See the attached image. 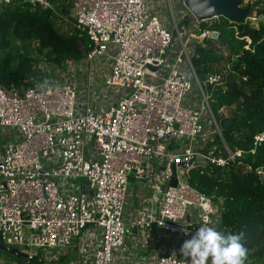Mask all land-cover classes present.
Returning a JSON list of instances; mask_svg holds the SVG:
<instances>
[{
	"label": "built area",
	"instance_id": "2783aa9c",
	"mask_svg": "<svg viewBox=\"0 0 264 264\" xmlns=\"http://www.w3.org/2000/svg\"><path fill=\"white\" fill-rule=\"evenodd\" d=\"M9 5L50 11L58 24L86 33L90 51L63 67L33 44L41 80L0 82V240L25 253V264L76 241L89 244L92 264H128L117 252L141 227L173 242L148 264H188L179 249L205 218L223 232L220 204L190 184V172L232 162L245 173L246 153L264 142L262 132L249 152L229 147L223 126L230 108L216 111L209 93L223 72L202 81L193 65L197 43L218 32L210 29L216 18L189 10L179 26L154 12L151 0H70L69 10L50 0H0V8ZM98 60L107 68L100 83ZM257 173L264 180V167ZM132 178L154 183L161 198L155 212L128 223Z\"/></svg>",
	"mask_w": 264,
	"mask_h": 264
},
{
	"label": "trees",
	"instance_id": "16d2710c",
	"mask_svg": "<svg viewBox=\"0 0 264 264\" xmlns=\"http://www.w3.org/2000/svg\"><path fill=\"white\" fill-rule=\"evenodd\" d=\"M50 1L66 10L71 7L70 0ZM247 1L252 2L255 15L263 17L258 26L216 18L210 29L218 31L220 39L211 37L197 43L192 57L199 76L223 72L220 84L209 91L217 101V109L236 107L231 125L227 129L223 126V134L233 151L245 152L254 147L255 136L264 132V0ZM184 25L188 26L189 22L185 21ZM65 27L42 7H1L0 82L10 87L31 76L41 80V75L33 69V44L37 45L38 55L56 65L64 67L82 61L90 51L87 34L70 24ZM201 28L209 27L202 22ZM244 162L248 167L245 173L232 162L225 167L208 165L194 169L190 172V184L220 204L223 232H244L249 257L262 258L264 180L257 170L264 167V142L256 147L255 154L246 153ZM33 264L44 262L36 259Z\"/></svg>",
	"mask_w": 264,
	"mask_h": 264
},
{
	"label": "crops",
	"instance_id": "0c3cea01",
	"mask_svg": "<svg viewBox=\"0 0 264 264\" xmlns=\"http://www.w3.org/2000/svg\"><path fill=\"white\" fill-rule=\"evenodd\" d=\"M152 10L154 11L153 7ZM163 19L165 22H168V19L165 18V16ZM160 198V195L158 192H156L154 183L137 181L136 179L132 178L126 203V221L131 223L135 220L143 219L148 211L155 212L157 210V205ZM146 236L150 237L149 246L145 245L143 242ZM168 236L170 235L162 231L160 232V235H149L146 229H142L140 227L139 229L134 230L132 235L127 237L126 244L120 251L117 252L118 258L127 262L128 264H136L139 262L148 264V262L150 263L155 258H157L159 254L171 250L173 246L171 239L172 237L170 236V238ZM68 248L69 250L63 248L59 256L55 254L56 259L52 260L49 258L45 260L41 258L39 261H43L44 264L54 261H62L63 264H92V249L88 243L76 241L71 247ZM70 254H72L73 257L67 258V256ZM5 261H7V259H5ZM13 262L20 264L14 260Z\"/></svg>",
	"mask_w": 264,
	"mask_h": 264
},
{
	"label": "clouds",
	"instance_id": "9594fccd",
	"mask_svg": "<svg viewBox=\"0 0 264 264\" xmlns=\"http://www.w3.org/2000/svg\"><path fill=\"white\" fill-rule=\"evenodd\" d=\"M244 240V232H221L209 226L205 218L191 238L183 242L179 252L188 264H245L249 250Z\"/></svg>",
	"mask_w": 264,
	"mask_h": 264
},
{
	"label": "water",
	"instance_id": "95a60500",
	"mask_svg": "<svg viewBox=\"0 0 264 264\" xmlns=\"http://www.w3.org/2000/svg\"><path fill=\"white\" fill-rule=\"evenodd\" d=\"M243 2L241 0H185V5L188 9L199 19H211V18H219L224 17L231 22L234 23H245L246 20L252 16V3H249L242 7ZM68 14L69 11H66ZM189 20V18L187 19ZM184 21H181L179 26L183 25ZM176 34L173 35V40L175 39ZM213 38L220 39V33L213 32ZM231 125L230 120L224 121V127L227 129ZM194 162V161H192ZM184 166V164H182ZM176 166L173 165V178L171 180V185L176 186L177 178H176ZM84 188H87L85 186ZM157 232V227L155 224L152 225L151 233L155 234ZM0 254L5 258H9L20 264H25L26 262V254L21 252L15 248H9L5 245V243L0 240Z\"/></svg>",
	"mask_w": 264,
	"mask_h": 264
},
{
	"label": "rangeland",
	"instance_id": "374dc122",
	"mask_svg": "<svg viewBox=\"0 0 264 264\" xmlns=\"http://www.w3.org/2000/svg\"><path fill=\"white\" fill-rule=\"evenodd\" d=\"M239 1V0H238ZM243 2V4L241 5L242 7H245L249 2L247 0H241ZM252 3V2H251ZM151 4H152V7L154 8V12H158L159 14H161L162 16L164 15L165 18L168 19L169 23L173 22L174 20H177V22L179 23L181 18L183 17V14L186 13V14H189V9L188 7L185 5V0H151ZM255 8H253V5H252V9H251V12H252V15H255ZM163 16V17H164ZM66 25H63L64 28ZM224 51V49L222 50ZM99 65V60L98 61H95V66H98ZM100 68V69H99ZM107 69L106 68V64H105V67H97L96 70H95V74L93 75H96V73H99L98 75V79H97V82L100 83V78H101V72L100 70L101 69ZM102 76H103V73H102ZM201 80L202 81H205L207 79V74H204V75H201L200 76ZM206 90L208 91L207 87H205ZM209 93H211L209 91ZM212 97V103H213V106H215L216 108V111H218L219 109H217V101L215 99V97L213 96V94L210 95ZM235 109L236 107H232L230 108L228 111H227V117L231 118V116L234 114L235 112ZM242 169H245L244 167H241V171H243ZM62 249L63 248H50L48 250V254H46L45 252H43L42 250L40 251V256L39 258H42V259H46V257H52V255H58L62 252ZM66 249L69 250V248L67 247ZM250 253L248 254V259L247 261L245 262V264H264V257L262 258H251L249 257ZM73 255L70 254L69 256H67V258H72ZM5 259H7V261H5ZM5 261V262H3ZM0 262L1 264H16L13 262V260L9 259V258H5L3 255L0 254ZM34 262H32L31 264H33ZM47 264H63L62 261H54V262H51V263H47Z\"/></svg>",
	"mask_w": 264,
	"mask_h": 264
}]
</instances>
